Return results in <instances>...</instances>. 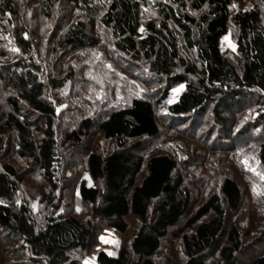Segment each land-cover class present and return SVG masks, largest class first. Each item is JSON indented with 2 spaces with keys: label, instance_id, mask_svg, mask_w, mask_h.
Masks as SVG:
<instances>
[{
  "label": "trees",
  "instance_id": "1",
  "mask_svg": "<svg viewBox=\"0 0 264 264\" xmlns=\"http://www.w3.org/2000/svg\"><path fill=\"white\" fill-rule=\"evenodd\" d=\"M106 224L98 264H264V0H0V264Z\"/></svg>",
  "mask_w": 264,
  "mask_h": 264
},
{
  "label": "rangeland",
  "instance_id": "2",
  "mask_svg": "<svg viewBox=\"0 0 264 264\" xmlns=\"http://www.w3.org/2000/svg\"><path fill=\"white\" fill-rule=\"evenodd\" d=\"M224 44L230 45V46L232 45V41L230 37L228 36L225 37ZM180 87H182V84H177V85H174V87H172L169 95L167 96V101H171L175 99ZM118 237H119V232L117 229H115L109 224L104 225L102 227L101 232L99 233L97 237V241L94 247L92 248L90 252L82 256L81 263L82 264H98L95 260V256H96V252L99 249H103L109 254H114L116 251Z\"/></svg>",
  "mask_w": 264,
  "mask_h": 264
}]
</instances>
